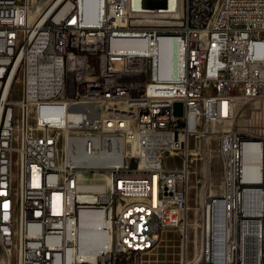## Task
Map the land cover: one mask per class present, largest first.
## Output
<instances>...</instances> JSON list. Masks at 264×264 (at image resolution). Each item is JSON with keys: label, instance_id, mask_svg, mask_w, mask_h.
Instances as JSON below:
<instances>
[{"label": "built area", "instance_id": "1", "mask_svg": "<svg viewBox=\"0 0 264 264\" xmlns=\"http://www.w3.org/2000/svg\"><path fill=\"white\" fill-rule=\"evenodd\" d=\"M164 1L147 20L128 0H0V264H145L168 230L179 264H264V0ZM211 134L220 180L200 191L189 253V149ZM160 149L180 165L158 166ZM84 208L108 238L93 260L79 255Z\"/></svg>", "mask_w": 264, "mask_h": 264}, {"label": "rangeland", "instance_id": "2", "mask_svg": "<svg viewBox=\"0 0 264 264\" xmlns=\"http://www.w3.org/2000/svg\"><path fill=\"white\" fill-rule=\"evenodd\" d=\"M144 23V22H143ZM15 97H19V92L15 91ZM248 108V107H247ZM254 116L260 109L259 103H254L249 108ZM32 120V118H31ZM218 137L215 134L205 137L194 138L189 149V198H188V240L187 251H192V231L196 222L200 218L199 194L201 190H208L211 187L215 191L218 187L221 165L217 157ZM15 159V155H13ZM180 156L174 154H164L167 166L180 165ZM15 169V167H14ZM83 178L89 181L102 180L96 175H84ZM211 183V186H210ZM182 243L174 230L164 231L158 242L146 254L142 256L145 264H179Z\"/></svg>", "mask_w": 264, "mask_h": 264}, {"label": "bare ground", "instance_id": "3", "mask_svg": "<svg viewBox=\"0 0 264 264\" xmlns=\"http://www.w3.org/2000/svg\"><path fill=\"white\" fill-rule=\"evenodd\" d=\"M127 8L130 15H141L147 20H149V15H164L166 13L164 0H128ZM135 44L139 49H147L143 43ZM127 45L132 44L128 43ZM158 46H160L156 55L158 76L160 78L172 77L176 69L174 44L168 40L160 39ZM17 112H25V104H18ZM69 113H76V106H69ZM237 124H244V116H237ZM176 125H184V116H176ZM226 126L227 130H234V123H227ZM49 147H56V140H49ZM165 153L171 154L172 149H160V152L155 154V162L158 166H167L164 160ZM248 160L249 165L252 166L255 159L251 157ZM137 175H144V168H137ZM79 223V255L85 259L93 260L108 241L102 216L98 211L84 208L79 213ZM247 234H256V227H247ZM28 241H30V234H22L21 246H28ZM199 264L211 263L200 262Z\"/></svg>", "mask_w": 264, "mask_h": 264}, {"label": "water", "instance_id": "4", "mask_svg": "<svg viewBox=\"0 0 264 264\" xmlns=\"http://www.w3.org/2000/svg\"><path fill=\"white\" fill-rule=\"evenodd\" d=\"M181 106V104L179 103V102H176V103H174V112L175 113H179L180 112V110H179V108L178 107H180Z\"/></svg>", "mask_w": 264, "mask_h": 264}]
</instances>
